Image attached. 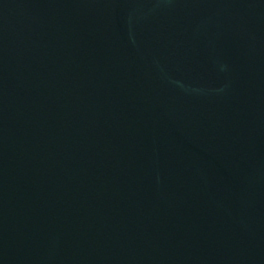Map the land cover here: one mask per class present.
<instances>
[{"label": "water", "instance_id": "1", "mask_svg": "<svg viewBox=\"0 0 264 264\" xmlns=\"http://www.w3.org/2000/svg\"><path fill=\"white\" fill-rule=\"evenodd\" d=\"M0 264H264V0H0Z\"/></svg>", "mask_w": 264, "mask_h": 264}]
</instances>
